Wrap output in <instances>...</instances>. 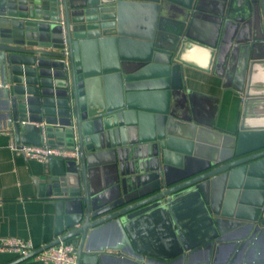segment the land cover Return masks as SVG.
Returning <instances> with one entry per match:
<instances>
[{
    "label": "water",
    "instance_id": "1",
    "mask_svg": "<svg viewBox=\"0 0 264 264\" xmlns=\"http://www.w3.org/2000/svg\"><path fill=\"white\" fill-rule=\"evenodd\" d=\"M227 63L233 133L183 93L186 69ZM0 103L16 143L77 147L42 165L44 249L76 239V264H109L88 239L115 222L138 264L264 263V0H0Z\"/></svg>",
    "mask_w": 264,
    "mask_h": 264
},
{
    "label": "crops",
    "instance_id": "2",
    "mask_svg": "<svg viewBox=\"0 0 264 264\" xmlns=\"http://www.w3.org/2000/svg\"><path fill=\"white\" fill-rule=\"evenodd\" d=\"M227 67L228 63L227 66L220 65L215 72L213 66L209 72L186 69L183 93L189 96L188 110L190 114L194 113L198 122H210L222 132L233 133L241 117L242 96L223 85L228 73ZM13 145L18 143L4 126L0 110V239L19 238L40 248L54 238L55 208L45 197L38 195V180L42 175L43 164L25 158L11 148ZM121 238L122 232L114 222L91 234L88 243L105 249L109 264H138L137 257L132 256L129 250L122 254L123 258L117 257L116 248L120 246ZM65 242L73 244L77 249L76 239ZM227 253V248H221L216 262L211 258L208 264H225ZM243 254L246 258L247 252ZM262 256L264 258V239ZM19 258L15 254L2 252L0 264ZM209 258L206 252L200 250L191 263L206 264ZM20 264L42 263L30 257Z\"/></svg>",
    "mask_w": 264,
    "mask_h": 264
},
{
    "label": "built area",
    "instance_id": "3",
    "mask_svg": "<svg viewBox=\"0 0 264 264\" xmlns=\"http://www.w3.org/2000/svg\"><path fill=\"white\" fill-rule=\"evenodd\" d=\"M13 150L22 154L25 158L35 160L39 163H45L49 157H75L77 147L72 149L61 148L49 145L46 137H42L39 145L18 144L11 147ZM44 247V246H43ZM35 248L29 241L19 238H1L0 253L9 252L18 257H27L36 250L41 249L32 257L42 264H76V247L67 242H59L58 244L47 248Z\"/></svg>",
    "mask_w": 264,
    "mask_h": 264
}]
</instances>
